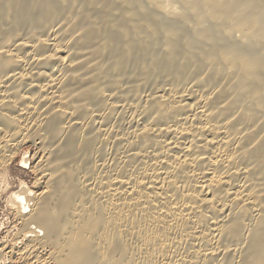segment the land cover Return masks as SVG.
<instances>
[{
    "label": "bare ground",
    "instance_id": "bare-ground-1",
    "mask_svg": "<svg viewBox=\"0 0 264 264\" xmlns=\"http://www.w3.org/2000/svg\"><path fill=\"white\" fill-rule=\"evenodd\" d=\"M36 140L17 259L264 264V0H0L1 168Z\"/></svg>",
    "mask_w": 264,
    "mask_h": 264
},
{
    "label": "rangeland",
    "instance_id": "rangeland-1",
    "mask_svg": "<svg viewBox=\"0 0 264 264\" xmlns=\"http://www.w3.org/2000/svg\"><path fill=\"white\" fill-rule=\"evenodd\" d=\"M40 144L41 143L37 140L24 143L20 147V151L17 152L18 154L16 153V156H14L12 158L13 160L9 161L10 163H7L8 165L6 164L7 169H6V166H5V168L3 166L1 168V166H0V169H1L0 173H2L4 175L3 176L2 174H0V253H2L1 256L6 254V255H4L6 258L5 257L2 258L3 256L0 258L1 262L3 260V263L0 262L1 264H4V262H5V264H6V262H7V264H28L27 262H24L20 259H17V257L15 256V253H14L16 249L22 247L21 244L19 246V243H21V241H22L21 240L22 239L21 232L23 230L25 231V229H24L25 227L23 225V222H21L20 220H19L20 222L16 221V220H18L17 212H16V208L13 206L12 202L10 201L12 199V198H10V196H12L15 193L19 194L23 190V188H25L26 186H27L26 188L31 189V191L34 195H38L41 192H43L42 189L45 186L44 184H45L46 180L43 179V176L40 174V171L37 169L39 167L38 165L41 162V160L43 161V159H44L43 155L45 154L43 152L44 150L41 149L42 147ZM36 155H39V156H36ZM24 160L26 161L25 165L23 163H21ZM38 161H40V162H38ZM3 170H4V172H3ZM2 176H3V178H1ZM21 182L24 184H28V185H25V187L24 186L20 187ZM41 186H43V187H41ZM11 205L14 207V209H13V207H11ZM9 209H11V210H9ZM12 214H14V215H12ZM15 218H16V220H15ZM15 222H17V223L15 224ZM21 226L23 227V230H22ZM16 233H17V235H16ZM18 235H20V236L18 237ZM17 237L19 238V242H18ZM16 242H18V243H16ZM10 245H11V247H10ZM5 247H7V249H5ZM13 247H15V248H13ZM11 251H13V252H11ZM3 252H4V254H3ZM12 253H14V256ZM10 254L12 257L10 256ZM11 258L13 261L11 260Z\"/></svg>",
    "mask_w": 264,
    "mask_h": 264
}]
</instances>
